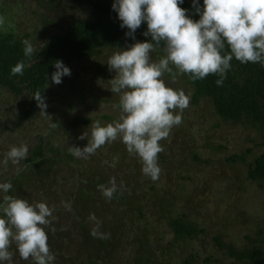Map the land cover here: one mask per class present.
I'll list each match as a JSON object with an SVG mask.
<instances>
[{"label":"trees","instance_id":"1","mask_svg":"<svg viewBox=\"0 0 264 264\" xmlns=\"http://www.w3.org/2000/svg\"><path fill=\"white\" fill-rule=\"evenodd\" d=\"M113 2L114 0H74L72 3L80 8L82 17L72 16L70 22L60 23L41 14L43 29L37 33L22 32L15 23L11 25L6 22L7 24L1 25L0 89H7L20 98L21 105L25 108L24 119L34 116L38 106L33 98L35 93L39 91L46 99L50 94L49 87L58 85L51 80V74L56 71L55 61L61 60L71 69L75 64L91 62L103 50L117 47L126 49L138 41L151 42V36L143 34L147 31L146 22L135 31L134 39L126 35L128 29L121 27L118 14L112 8ZM10 3L0 0V17ZM196 3L203 7V0H196ZM20 5L24 3L21 2ZM180 7L187 10L186 14L191 19H199L193 0H183ZM32 27L35 30V25ZM24 40H28L33 46L35 51L32 56L24 55ZM163 47L161 42L153 56L157 59L163 56ZM228 51L230 49L226 45L225 52ZM17 62H23L25 65L22 75L11 73V68ZM230 64L231 67L226 71L221 85L216 84V80L220 79L218 75L192 80L185 74L176 76L174 80L183 82L189 89V105L196 106L201 101L206 102L216 121L208 127V139L200 148L191 140V134H184V143L192 144V147L187 145V154L194 166L187 167L188 173L179 172V178L170 190H157L155 184L145 189L142 184L135 182L136 184L128 188L116 190L112 198L107 199L99 188L101 184L108 186L106 175L92 169L95 166L101 167L97 163L92 164L100 154L99 149L87 157H77L70 151L71 147L52 143L48 139L50 134L45 131L40 133L36 141H32L35 143L31 148L28 147L26 159L21 160L18 165L10 160L5 164V156L4 161L0 163L4 172L0 175V182H11L13 187L8 195L23 198L29 203L43 201L57 204H50L53 209L52 216L49 217L51 223L45 228L46 231L49 230L47 242L54 249V256L58 254L61 259L63 244L69 242L62 240L65 235L64 239L76 238L79 241L76 253L69 255L72 264H197L200 256L190 243L197 241L206 230L196 220L195 208H192L194 170L201 164L211 162L207 155L217 154L225 149L222 143H217L214 133L220 127V122L252 128V137L248 135L247 138L252 145L247 144L238 153L223 156L222 162L245 167V181L254 184L259 191H264V65L241 63L235 57ZM104 66L105 64L98 63L97 69ZM173 71L175 72L174 68ZM164 75L165 83L169 84L172 75ZM64 77L70 80L71 75L62 78ZM94 96L93 101H97V95ZM103 101L113 103L109 97ZM116 104L118 105V102ZM90 122L89 118L74 117L67 124L78 127L87 126ZM185 124L182 120L180 126L187 131L190 127L185 128ZM83 140L77 147L83 148L87 144L88 141ZM164 159L158 154L159 162H164ZM216 162H221V159ZM67 169L79 178L78 182H74L75 187L70 196H66L56 187L58 174ZM3 194L0 193V198ZM32 194L37 200L31 197ZM48 197L50 199H47ZM178 198H182L183 206L178 203ZM62 211L66 212L63 216ZM263 223L262 214L254 232L245 234L240 245L224 242L221 235L213 237L216 246L224 254L223 264H264ZM164 229L172 234V240H169L167 245H162L160 241V232ZM181 241L185 242L188 249L186 255L177 260L174 256L177 250L175 245ZM157 245L160 247L157 248ZM167 248H171L169 252L173 254L170 255V260L166 258ZM10 251L13 252L11 264H23V259H18L19 253L14 244ZM122 251L124 253L121 254ZM66 257L64 255V258ZM203 262L219 263V260L206 256Z\"/></svg>","mask_w":264,"mask_h":264},{"label":"clouds","instance_id":"2","mask_svg":"<svg viewBox=\"0 0 264 264\" xmlns=\"http://www.w3.org/2000/svg\"><path fill=\"white\" fill-rule=\"evenodd\" d=\"M182 3L183 0H114L112 8L121 27L128 29L126 35L134 39L135 31L146 22L147 31L143 34L150 35L151 42L138 41L126 49L117 47L108 58L106 63L114 72L109 89L119 96L118 105H114L120 109L119 117L103 126L100 120L92 121L90 138L88 131L79 136L87 139V144L83 148L71 146L74 156L87 157L119 138L129 154L140 158L143 174L155 181L161 172L157 162L163 151L160 141L182 123L181 113L190 102L183 90L165 83L164 74H171L173 80L185 74L192 80L218 75L216 84L221 85L233 57L241 63L264 65V0H203L202 8L193 0L198 20L186 14L187 10L180 7ZM3 23L0 17V25ZM161 42L164 55L153 60L151 53ZM23 44L24 55L32 56L35 50L31 43L24 40ZM54 66L53 83L60 84L63 76L71 75L61 60L55 61ZM24 67L23 62H17L11 73L22 75ZM33 98L48 115L42 94L37 91ZM27 152L25 144L11 146L5 164L10 160L18 165L26 159ZM12 187L11 182H0V193H4L0 198V262L11 264L10 248L14 244L24 261L54 264L45 230L51 223L53 209L43 201L29 203L8 195ZM99 188L111 199L117 190L115 179H110L109 186L101 184Z\"/></svg>","mask_w":264,"mask_h":264},{"label":"rangeland","instance_id":"3","mask_svg":"<svg viewBox=\"0 0 264 264\" xmlns=\"http://www.w3.org/2000/svg\"><path fill=\"white\" fill-rule=\"evenodd\" d=\"M5 1L11 3L4 9L1 16L4 23L8 22L11 25L15 23L22 32L37 33V31L43 29L41 14H44L50 20L60 23L70 22V17L72 16L78 18L83 15L77 4L72 3L74 0ZM17 2L19 5H17ZM21 2L24 5L21 6ZM33 25L36 27L35 30H33ZM117 50L118 48L103 50L91 62L85 61L82 64L73 65L70 69V80L64 77L62 78V84L51 85L49 87L50 94L45 99L47 105L45 112L48 115L37 106L33 118L24 119L25 108L23 109L20 98L15 97L7 89H0V163L4 161L11 146L25 144L27 148H31L35 143L32 141H36L42 131L50 134L48 139L52 143L70 148L71 146H77L80 141H84L79 139V136L84 131L89 132L90 138L92 121L100 120L103 126L105 123L118 119L120 109L118 106L114 107V105H117L119 96L116 93H112L109 89V80L113 77L114 72L109 69L106 63L113 52ZM151 57L153 60H158L153 56V53H151ZM97 62L105 64V66L97 69ZM165 76L163 79L166 82ZM169 82V84L167 82L169 87L183 90L190 98L191 93L183 82H177L173 79ZM94 94L97 95V101H93ZM108 97L111 98L113 103L103 101L104 98ZM181 115L182 120L186 123L184 125L185 128L190 127V129L185 131L182 129L184 127L179 124L172 128L166 139L160 141L163 151L159 155H162L165 159L164 162L157 161L161 169L157 180L153 181L150 177L143 174L141 160L138 156L129 154L126 146L119 138L99 148L100 154L96 156L92 164L97 163L101 167L95 166L92 169L97 173L106 175L108 181H105L108 182V186L110 179L114 178L117 190L128 188L135 182L142 184L145 189L150 188L151 184H155V188L160 191L164 190V188L172 189L179 178V172L188 173L187 167L194 166L193 161L190 160L187 154V145L192 147V144L190 142L184 143V134H191V140L195 141L198 148H200L208 139L206 137L208 127L216 121L212 117V110L203 101L196 106L188 105ZM74 117L89 118L91 122L87 126L78 127L67 124ZM251 129L250 126H232L220 122V127L214 133L217 143H222L225 149L220 153L207 155L211 162L209 164H201L194 170L191 203L192 208H195L194 216L196 220L206 230L203 235L198 237L197 241L190 243V246L200 256L197 264H205L203 260L206 256L219 260V263L211 262L210 264H223L225 261L224 254L216 246L213 237L221 235L224 242H234L236 245H240L244 241V235L253 233L256 229L257 221L262 219V214L264 215V191H259L254 184L245 181V167L239 164H224L222 162L223 156L238 153L247 144L252 145L247 141L248 135L252 137L253 130ZM52 130H54L53 133ZM204 153L206 154V152ZM205 156L203 157L205 158ZM114 158H119L120 160L115 159V166L113 167ZM218 159H221V162H216ZM2 173L4 174L0 167V175ZM78 181V176L72 173L70 169H67L58 174L56 187L63 191L66 196H70L71 191L75 187L74 182ZM100 192L103 195L101 190ZM51 194L54 195L52 192ZM31 197H34L33 194ZM33 199H36V197ZM47 199L50 198L48 197ZM177 201L179 204L183 203L182 198H178ZM46 204L50 208V204L52 206L57 205L53 202H46ZM118 211L120 212V210ZM64 212H61L62 216L66 213ZM46 232L48 234L49 230ZM160 233L162 234V238H160L162 245H167L169 240H172V234L165 229ZM62 237L64 242L68 240L69 242H66L67 244L65 245L63 244L61 259L58 254L55 255V262L56 264H61L62 262L72 264L69 255L76 253L79 241L76 238L64 239L65 235ZM155 239L157 238L155 237ZM159 247L160 245H157V248ZM49 248L51 252L54 250L51 246ZM170 249H166L168 251L166 253L168 260H170V255H173L169 252ZM175 249H177L176 253H174L175 258L181 260L186 255L188 246L181 241L178 244L176 243ZM64 255L67 257L64 258ZM18 259H21L20 256ZM21 261L23 264L32 263L31 260H28L31 262ZM122 264L127 263L124 262Z\"/></svg>","mask_w":264,"mask_h":264}]
</instances>
